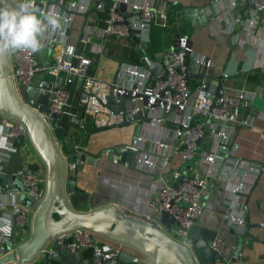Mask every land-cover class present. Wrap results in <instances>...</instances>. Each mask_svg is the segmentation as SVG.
I'll return each instance as SVG.
<instances>
[{
    "label": "built area",
    "instance_id": "1",
    "mask_svg": "<svg viewBox=\"0 0 264 264\" xmlns=\"http://www.w3.org/2000/svg\"><path fill=\"white\" fill-rule=\"evenodd\" d=\"M237 3L238 0H215L214 5L226 12L225 26L229 31H233L241 23L239 34L250 37V48L259 50L263 60L264 0H252L254 6L247 9L243 19L240 9L232 12ZM94 4V8L89 10ZM53 6L70 22L66 25L64 35L46 34L44 48L50 50L51 54L48 62H41L36 54L26 52L8 56L9 75L19 100L36 110L48 127L50 113H55L60 120L66 116L70 122L81 121V113L92 116L102 113L105 115L102 120L105 125L122 122L126 116L136 113L142 117L141 121L146 120L147 129L154 132H138L132 136L130 144L138 150L133 152L129 162L148 172L156 168L158 175L165 180L148 201L151 213L140 217L161 227L172 238L189 247L190 229L202 210L204 190L209 180L220 179L225 196L233 197L227 204L228 210L224 216L230 228L236 234H241L245 218L238 197L252 188L261 166L259 162L238 158L232 129L234 124H251V117L242 115L240 109L248 106L252 93L239 89L216 95L212 83L204 76L196 77L195 84L190 82L189 74L204 75L211 62L209 57L194 52L189 39L183 34H176L171 48L164 51L159 58L165 70L164 76L153 78H150V72L145 66L131 64L119 66L112 80H103L89 73L91 58L84 50L68 41L76 16H80L83 29L77 41L83 44L92 34L100 38L129 37V28L139 43L147 42L152 25L165 27L167 24L165 2L158 4L149 0H112L111 5H107L102 0H35L38 15ZM84 12L87 13L83 17ZM90 47L94 52L100 50L99 46ZM262 60L258 62L261 64ZM35 62L39 64L36 65ZM40 70H46L49 75L46 79L49 82L48 112L45 113L37 107L38 102L25 93L28 85L38 87L39 78H36V74ZM109 94L114 100L113 105L108 102ZM73 96L80 111L73 112L70 109ZM118 96L140 99V104L125 108V113H122L117 110ZM261 116L264 118V112ZM0 127L3 128V135L8 138L12 149V137L27 133L20 121L1 113ZM163 135L170 142L163 141ZM146 148L149 151L147 155L142 153ZM172 155L179 158L178 165L172 164ZM8 156L9 150L0 149L1 162H6ZM188 160L192 161L190 168L184 167ZM66 167H74L73 162L66 163ZM11 174L21 180L23 192L35 203L25 207L18 201V191L4 190L0 186V208L3 210L0 213V256L11 250L4 246L9 233L6 234L2 229L10 221L19 229H24L30 222L29 209L40 199V194L35 192L38 189L37 181L31 169L22 166L13 169ZM182 175L184 178L180 180ZM178 195L180 200H174ZM163 211L174 218V231L158 221ZM94 234L90 229L77 227L55 234L50 239L58 244L63 237L71 236V249L90 247L92 264H113L120 242L113 239L98 241ZM208 244L219 251L223 240L215 236ZM1 264L31 262L13 258ZM134 264L155 262L146 256L144 260Z\"/></svg>",
    "mask_w": 264,
    "mask_h": 264
},
{
    "label": "crops",
    "instance_id": "2",
    "mask_svg": "<svg viewBox=\"0 0 264 264\" xmlns=\"http://www.w3.org/2000/svg\"><path fill=\"white\" fill-rule=\"evenodd\" d=\"M149 1L158 4L165 2L167 24L165 27L152 25L147 42L136 44L130 36L100 38L92 34L83 44L77 41L83 29L80 24L82 19L80 16H76L69 31L68 41L76 45L78 49H83L84 53L91 58L88 69L90 74L103 80H112L121 65L145 66L144 55L159 60L161 54L171 48L174 36L183 34L189 39L194 52L210 58L211 63L204 77L212 83L213 88L219 84L221 92H235L239 89L250 91L252 98L247 107L240 109V113L250 116L252 122L250 125L234 124L232 137L236 144L238 158L259 162L261 168L252 188L247 193L241 194L238 200L250 222L264 221V118L261 116V113L264 112V57L262 60L259 50L250 48L249 36L239 34L237 40L232 43L237 25L233 31L228 30L225 26L226 12L215 7V0ZM189 5L194 6L195 12H191L190 9L186 11L185 6ZM242 6L243 1H239L232 12H236L237 9L241 11ZM201 7L206 8L203 13H201ZM92 8L91 6L89 10ZM88 24H92V22H88ZM90 46H99L100 50L94 52L90 50ZM49 51L43 48L42 51L36 53V58L41 62H48L51 58ZM259 60H262L261 64L258 62ZM48 77V73L43 70L36 74L39 81L46 80ZM189 80L193 84L197 81L194 75H190ZM70 102V109L73 112L80 111L74 96L71 97ZM138 104H140V99L126 97L123 100L124 108ZM104 118L105 115L102 113L96 116L81 113V121L70 122L66 116L61 118L62 122L69 124L66 139L60 146L62 153L65 156L77 157L78 149L85 151V157L80 161V167H66L67 173L75 175L70 205L76 210H88L111 202L136 215L151 213L148 201L165 180L158 175L156 168L148 172L129 162L133 155L132 152L128 162L121 161L119 153L115 159L110 156L108 148L130 144L134 135L135 123L110 126L102 123ZM145 121L144 119L140 122L138 132L152 134L154 130L147 129ZM161 139L170 142V139L164 135L161 136ZM16 142L18 151L16 152L14 149L9 151L5 164L11 169H15L18 166L19 157L23 156V166L28 168L30 165L32 167L37 187L42 193L45 188L44 162L26 135L24 138L16 139ZM148 152L146 148L142 153L147 155ZM89 155H93L91 162L87 161ZM171 162L173 165H178L180 160L177 155H172ZM231 199H233L232 196L226 197L224 194L222 180H209L202 196V210L192 226L199 227L206 233L213 232V234L215 233L214 237L219 236L223 240L219 253L226 258V261H220L217 264H264V227L253 225L248 229L250 236L238 237L224 216L228 210L227 204ZM34 207L35 205L29 209L30 222L24 229H19L14 222L12 227L10 222L6 224L5 227L9 229V237L4 242L5 247L9 246V249L13 250L29 238ZM2 211L0 208V213ZM94 237L98 241L110 239L97 232ZM238 241L240 243L239 252L235 254L234 248ZM119 250L137 256L138 261L146 258L145 254L129 244L120 243ZM77 254V262L92 264L90 247H79ZM41 258L40 252L31 264H45ZM120 263L128 264L123 260Z\"/></svg>",
    "mask_w": 264,
    "mask_h": 264
},
{
    "label": "water",
    "instance_id": "3",
    "mask_svg": "<svg viewBox=\"0 0 264 264\" xmlns=\"http://www.w3.org/2000/svg\"><path fill=\"white\" fill-rule=\"evenodd\" d=\"M102 1L107 5H111L112 3V0ZM238 1H243L240 11L241 18L243 19L246 16L247 9L254 5L252 0ZM94 6L95 4L92 7L94 8ZM185 9L186 11L190 9L192 12L194 11V6H185ZM205 9V7H201V13ZM86 13L84 12L82 16H85ZM240 27L241 23L237 25L233 33L232 43L237 40ZM128 33L133 42L137 44L138 40L130 28L128 29ZM143 58L145 68L150 72V78L164 76L165 70L159 60L152 59L147 55H144ZM35 64L39 63L35 62ZM43 71L46 72V70ZM194 76L202 77L204 75L196 74ZM48 85V80L42 79L38 83L39 88L33 85L25 87L26 95L37 101V107L44 113L48 112ZM214 93L216 95L221 94L219 84L214 87ZM125 98V96H118L119 106L117 110L122 113H125L123 106ZM107 99L113 105L114 100L111 94L107 96ZM0 113L20 121L25 126L26 137L40 155L46 169L44 191L41 193V190H35L36 193L40 194V199L36 203L31 216L30 236L27 240L16 246L15 249L1 255L0 264L13 258L19 261L32 262L40 252L42 254L41 259L45 261V264H80L77 262L78 248L74 247L71 249L69 247L71 236L63 237L58 244L53 240L50 241L51 236L77 227L87 228L120 243L129 244L149 257L155 264H217L220 261H226V258L219 251L212 249L208 244L213 239L215 233H206L199 227H191L190 245L188 247L172 238L156 224L148 223L140 215L129 213L114 203L101 204L88 210H76L71 207L70 198L74 189L73 182L75 175L74 173L66 172L65 164L73 162L75 167H80V161L84 159L85 151L78 149L76 152L77 157H73L72 155L65 156L62 153L63 151L60 150V146L62 145V141L66 139L69 124L62 122L55 113H50L51 119L48 122V127L36 110L19 100L9 75L8 56L0 57ZM141 119L142 117L133 113L130 116H126L122 122L110 126H122L134 122V134H136ZM204 127L206 129L207 125L205 124ZM17 138H24V135L14 136L11 139L16 152L18 151ZM66 146H68L67 143ZM136 150L138 148L131 144H121L108 148L107 151L114 159L119 153L121 161H128L131 152L133 153ZM92 157L93 155H89L87 161L91 162ZM191 165V160L184 163V167L186 168H190ZM22 166L23 156H20L17 168ZM28 168L32 169L30 165H28ZM12 170L5 162L0 161V186L4 190L18 191V201L23 206L30 207L35 202L23 192L21 180L11 174ZM183 178L184 175L180 177V180ZM174 200L179 201L180 196H175ZM244 218L245 224L242 233H235L238 237L243 235L250 236L248 229L253 225L264 227V221L250 222L246 213H244ZM158 221L168 227L169 230H175L172 226L174 218L171 214L164 211L161 212ZM12 225L13 223L10 221V226L12 227ZM239 247L240 243L238 241L234 248L235 254H238ZM6 248L9 249V246H6ZM121 260L127 261L128 264H134L138 261L137 256L119 250L113 264H121Z\"/></svg>",
    "mask_w": 264,
    "mask_h": 264
},
{
    "label": "clouds",
    "instance_id": "4",
    "mask_svg": "<svg viewBox=\"0 0 264 264\" xmlns=\"http://www.w3.org/2000/svg\"><path fill=\"white\" fill-rule=\"evenodd\" d=\"M69 22L54 6L38 15L35 0H0V57L18 52L39 53L44 48L46 34L64 35ZM0 149L13 150L2 127ZM2 231L7 234L9 229L5 227Z\"/></svg>",
    "mask_w": 264,
    "mask_h": 264
},
{
    "label": "rangeland",
    "instance_id": "5",
    "mask_svg": "<svg viewBox=\"0 0 264 264\" xmlns=\"http://www.w3.org/2000/svg\"><path fill=\"white\" fill-rule=\"evenodd\" d=\"M110 79H111V77H110Z\"/></svg>",
    "mask_w": 264,
    "mask_h": 264
},
{
    "label": "trees",
    "instance_id": "6",
    "mask_svg": "<svg viewBox=\"0 0 264 264\" xmlns=\"http://www.w3.org/2000/svg\"><path fill=\"white\" fill-rule=\"evenodd\" d=\"M65 119V118H64Z\"/></svg>",
    "mask_w": 264,
    "mask_h": 264
}]
</instances>
